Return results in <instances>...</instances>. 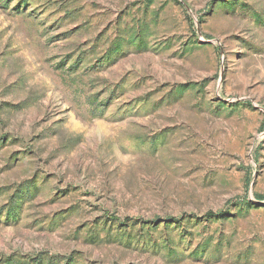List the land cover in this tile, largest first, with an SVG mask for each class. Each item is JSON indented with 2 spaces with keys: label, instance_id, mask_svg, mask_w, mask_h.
Masks as SVG:
<instances>
[{
  "label": "rangeland",
  "instance_id": "374dc122",
  "mask_svg": "<svg viewBox=\"0 0 264 264\" xmlns=\"http://www.w3.org/2000/svg\"><path fill=\"white\" fill-rule=\"evenodd\" d=\"M0 264H264V0H0Z\"/></svg>",
  "mask_w": 264,
  "mask_h": 264
}]
</instances>
